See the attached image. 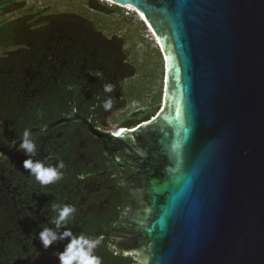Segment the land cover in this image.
Instances as JSON below:
<instances>
[{"label":"water","instance_id":"obj_1","mask_svg":"<svg viewBox=\"0 0 264 264\" xmlns=\"http://www.w3.org/2000/svg\"><path fill=\"white\" fill-rule=\"evenodd\" d=\"M111 3L153 32L161 106L101 130L71 95L69 112L31 133L72 122L102 145L103 173L118 169L131 191L129 223L104 235L137 264H264V0Z\"/></svg>","mask_w":264,"mask_h":264},{"label":"flooded vegetation","instance_id":"obj_2","mask_svg":"<svg viewBox=\"0 0 264 264\" xmlns=\"http://www.w3.org/2000/svg\"><path fill=\"white\" fill-rule=\"evenodd\" d=\"M68 106L62 115L70 111V104ZM114 109L115 106L104 111L93 105L76 104L77 114L90 118L92 126L101 130L129 128L141 122L126 119L109 127ZM62 115L26 118L0 112V153L7 157L0 159V264H59L56 253L63 251L67 239L54 243L47 250L38 239L43 228H55L51 222L57 215L52 211L53 204L76 207L77 212L67 225L75 236L94 239L103 234L100 245L94 250L102 264H114V261L137 264L136 256L123 255L115 249V242L104 235L109 229L129 223L131 191L118 169L103 173L108 158L92 134L77 124L65 122L44 132L31 133L37 147L35 157L18 150L26 129L51 124ZM27 158L43 162L45 166L63 161V178L41 186L23 168L22 162Z\"/></svg>","mask_w":264,"mask_h":264},{"label":"trees","instance_id":"obj_3","mask_svg":"<svg viewBox=\"0 0 264 264\" xmlns=\"http://www.w3.org/2000/svg\"><path fill=\"white\" fill-rule=\"evenodd\" d=\"M89 3L99 7L97 0ZM20 4L0 0V16L19 9ZM133 75L123 39L103 34L78 14L40 9L0 19L3 114L55 118L69 109L71 95L78 106L93 105L97 110H102L104 101L111 97L118 108L124 104L123 82ZM108 83L115 86L111 93L103 90ZM155 113L156 108L139 110L126 119L143 121Z\"/></svg>","mask_w":264,"mask_h":264},{"label":"rangeland","instance_id":"obj_4","mask_svg":"<svg viewBox=\"0 0 264 264\" xmlns=\"http://www.w3.org/2000/svg\"><path fill=\"white\" fill-rule=\"evenodd\" d=\"M14 1L21 3L19 9L0 16V19H11L40 9L48 13H75L91 21L103 34L123 39L126 59L133 66L134 75L123 82L124 104L112 110L109 127L124 121L136 111L151 108L157 111L160 107L164 80L163 58L154 36L133 10H120L103 0H97L99 7L91 6L89 0ZM158 98L159 102L156 103ZM133 101L136 102L135 107Z\"/></svg>","mask_w":264,"mask_h":264},{"label":"clouds","instance_id":"obj_5","mask_svg":"<svg viewBox=\"0 0 264 264\" xmlns=\"http://www.w3.org/2000/svg\"><path fill=\"white\" fill-rule=\"evenodd\" d=\"M108 2L111 3V0H108ZM114 88L113 84L108 83L104 85L103 90L105 93H111ZM113 103V99L109 97L104 101L102 107L105 111H109L112 109ZM135 105L136 102L133 101V106L135 107ZM18 150H23L25 155L29 157L36 156V142L33 140L29 129L23 132ZM0 159H7V157L0 153ZM22 165L41 186H47L62 179L63 172L61 170L65 168L63 161H59L55 166H45L43 162L34 161L31 158L23 160ZM52 211L57 213L51 221L55 228L45 227L38 233V239L43 249L47 250L54 243L67 239L68 242L63 251L56 253L59 264H102L101 258L94 254V250L101 243V238L92 239L85 235L75 236L72 230L67 227L77 212L76 207L53 204ZM62 228L63 231H61Z\"/></svg>","mask_w":264,"mask_h":264},{"label":"bare ground","instance_id":"obj_6","mask_svg":"<svg viewBox=\"0 0 264 264\" xmlns=\"http://www.w3.org/2000/svg\"><path fill=\"white\" fill-rule=\"evenodd\" d=\"M126 8H130L131 10H133V12H135L136 13V11L133 9V8H131V7H126ZM137 14V13H136ZM137 16L140 18V20H142V17L139 15V14H137ZM150 32H152L151 30H149ZM153 33V32H152Z\"/></svg>","mask_w":264,"mask_h":264},{"label":"snow or ice","instance_id":"obj_7","mask_svg":"<svg viewBox=\"0 0 264 264\" xmlns=\"http://www.w3.org/2000/svg\"><path fill=\"white\" fill-rule=\"evenodd\" d=\"M115 135L116 136H119V135H121V133L120 132H116ZM174 148L178 149L179 148V144L174 145Z\"/></svg>","mask_w":264,"mask_h":264},{"label":"built area","instance_id":"obj_8","mask_svg":"<svg viewBox=\"0 0 264 264\" xmlns=\"http://www.w3.org/2000/svg\"><path fill=\"white\" fill-rule=\"evenodd\" d=\"M123 9H125L126 11H131V10L127 9V8H123Z\"/></svg>","mask_w":264,"mask_h":264}]
</instances>
